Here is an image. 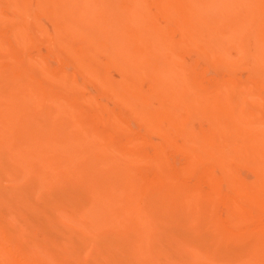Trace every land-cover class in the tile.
I'll use <instances>...</instances> for the list:
<instances>
[{"label": "bare ground", "instance_id": "1", "mask_svg": "<svg viewBox=\"0 0 264 264\" xmlns=\"http://www.w3.org/2000/svg\"><path fill=\"white\" fill-rule=\"evenodd\" d=\"M0 264H264V0H0Z\"/></svg>", "mask_w": 264, "mask_h": 264}]
</instances>
